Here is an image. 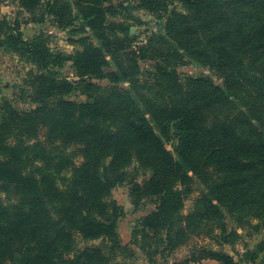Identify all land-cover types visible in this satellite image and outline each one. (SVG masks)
<instances>
[{
	"label": "trees",
	"instance_id": "obj_1",
	"mask_svg": "<svg viewBox=\"0 0 264 264\" xmlns=\"http://www.w3.org/2000/svg\"><path fill=\"white\" fill-rule=\"evenodd\" d=\"M42 1L19 0L20 8L33 13ZM135 1L163 18L135 48L126 20L136 19L119 0L44 5L55 28L79 21L95 41H74L77 82L57 71L65 57L49 48L50 34L24 40L16 22L0 21V48L36 70L13 100L0 99V193L9 201L0 198V264H119L117 251L132 256L117 238L121 208L111 195L132 163L143 170L141 182L135 174L129 183L133 204L157 203L132 234L148 256L201 234L231 245L237 233L225 213L242 228L250 219L255 232L264 226V0H179L173 11L171 0ZM192 62L221 85L207 75L181 77L177 68ZM75 92L86 100L70 99ZM194 178L205 193L183 214ZM76 238L105 244L76 250ZM195 248L182 264H238L221 250ZM243 259L264 264V241Z\"/></svg>",
	"mask_w": 264,
	"mask_h": 264
},
{
	"label": "rangeland",
	"instance_id": "obj_2",
	"mask_svg": "<svg viewBox=\"0 0 264 264\" xmlns=\"http://www.w3.org/2000/svg\"><path fill=\"white\" fill-rule=\"evenodd\" d=\"M48 0L42 1V7L33 13H28L20 8L19 0H0V21L6 19L11 25L17 23L19 30L22 33V39L32 40L38 34L44 32L50 34L49 48L53 52H58L63 54L65 57L59 61V67L57 71L63 77L74 81H78L74 78V72L72 69V56L77 50L78 45L74 42L80 36L92 37L89 30L81 31L80 22L77 21L71 27L65 30H59L53 26V21L55 16L47 9L44 5ZM70 3V0H65ZM124 5L128 6L130 13L136 20H126V23L130 25L129 34L131 37L135 38V41H141L151 36V33L158 32L160 24L163 23V18L158 19L156 16L150 15L144 10L138 9L135 0H119ZM117 4V2H114ZM180 10V1L171 0L169 5V10ZM117 20L122 21L123 19L118 18ZM138 20V21H137ZM92 39V38H91ZM93 40V39H92ZM94 41V40H93ZM95 42V41H94ZM151 63L148 61H141V70H146L150 67ZM36 72L34 66L27 63L24 59L19 57L18 54L13 52L11 49L3 50L0 48V99L6 98L9 100L14 99V95L18 92V87L23 85L28 72ZM177 72L181 77H196L199 75L209 76L215 85L219 86L222 83V79L218 78L216 74L205 68L198 63L192 62L177 68ZM70 99L76 102H84L86 98L79 95L78 93H73ZM14 103L22 109H28V104H20L18 102ZM155 133L159 135V131L155 128ZM175 142H166V146L169 150H173V144ZM68 152L76 154V147L71 146L68 148ZM82 163V158L77 155L74 158V166H79ZM124 178L122 183H116L111 189V195L116 203L121 208V213L116 223V234L117 238L122 246H127L132 252V256H125L126 252H116L113 262L119 264H182L183 261L189 259L198 245H205L210 248L221 250L224 253H228L234 257L238 264H247L244 262L243 254L250 249L256 247V245L264 241V226L260 228L258 232H255L252 225L258 223L257 220H251L252 225H246L245 228L240 227L236 221L225 213V221L229 231L235 230L237 236L233 238V243L221 244L218 240L211 238L210 235L201 234L191 240H189L185 245L177 247L174 251L160 252L156 255L148 256L143 253L136 245H133L132 234L133 231L138 228L140 220L154 211L157 203L152 199H142L137 205L133 204V199L129 195L130 182L135 174H139V177L135 180L136 182H141L143 177L140 175L143 170L138 167L136 163L130 164L128 167L123 169ZM71 172H67L65 177L68 178ZM205 193L203 186L200 182L194 178L193 183L190 185V193L188 194L184 208L182 210L183 214L188 213L193 204V200L200 193ZM0 198L3 202L9 203L6 195L0 193ZM105 241L95 240V241H84L80 238H76V250H82L86 247L101 246L104 245ZM104 253L107 251L103 249ZM259 262V261H258ZM204 263L215 264L212 261L205 260ZM187 264H194L188 262ZM251 264V263H250Z\"/></svg>",
	"mask_w": 264,
	"mask_h": 264
},
{
	"label": "built area",
	"instance_id": "obj_3",
	"mask_svg": "<svg viewBox=\"0 0 264 264\" xmlns=\"http://www.w3.org/2000/svg\"><path fill=\"white\" fill-rule=\"evenodd\" d=\"M143 43H145V40L142 39L141 41L136 42L135 45L133 46V48H135V47H137V46H140V45H142Z\"/></svg>",
	"mask_w": 264,
	"mask_h": 264
},
{
	"label": "water",
	"instance_id": "obj_4",
	"mask_svg": "<svg viewBox=\"0 0 264 264\" xmlns=\"http://www.w3.org/2000/svg\"><path fill=\"white\" fill-rule=\"evenodd\" d=\"M74 82H76V81H74Z\"/></svg>",
	"mask_w": 264,
	"mask_h": 264
}]
</instances>
